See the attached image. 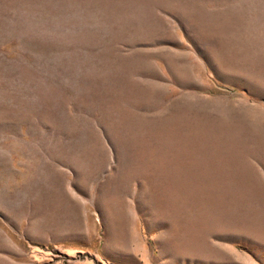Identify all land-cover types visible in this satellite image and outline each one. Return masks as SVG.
Instances as JSON below:
<instances>
[{
    "label": "rangeland",
    "instance_id": "1",
    "mask_svg": "<svg viewBox=\"0 0 264 264\" xmlns=\"http://www.w3.org/2000/svg\"><path fill=\"white\" fill-rule=\"evenodd\" d=\"M0 264H264V0H0Z\"/></svg>",
    "mask_w": 264,
    "mask_h": 264
}]
</instances>
